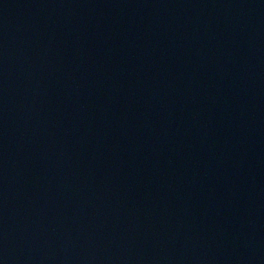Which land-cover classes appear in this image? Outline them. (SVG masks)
<instances>
[{
  "label": "water",
  "instance_id": "obj_1",
  "mask_svg": "<svg viewBox=\"0 0 264 264\" xmlns=\"http://www.w3.org/2000/svg\"><path fill=\"white\" fill-rule=\"evenodd\" d=\"M0 264H264V0H0Z\"/></svg>",
  "mask_w": 264,
  "mask_h": 264
}]
</instances>
